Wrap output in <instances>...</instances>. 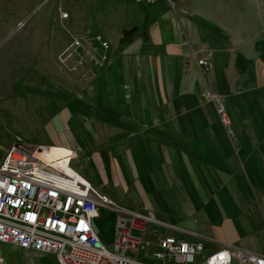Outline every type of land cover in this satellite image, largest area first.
Wrapping results in <instances>:
<instances>
[{"label":"crops","instance_id":"0c3cea01","mask_svg":"<svg viewBox=\"0 0 264 264\" xmlns=\"http://www.w3.org/2000/svg\"><path fill=\"white\" fill-rule=\"evenodd\" d=\"M175 3L172 11L164 0H90L82 29L111 45L96 75L58 68L63 80L55 81L31 49L14 45L0 85L12 84L22 100L41 98L22 108L44 142L29 141L34 129L18 130L24 140L71 149L72 169L99 194L159 223L148 226L147 238L173 233L201 242L202 255L228 249L264 257V0ZM28 5L17 20L31 18L34 2ZM206 92L223 101L229 130ZM94 228L110 245L115 214L100 209ZM17 250L20 264H58Z\"/></svg>","mask_w":264,"mask_h":264},{"label":"built area","instance_id":"2783aa9c","mask_svg":"<svg viewBox=\"0 0 264 264\" xmlns=\"http://www.w3.org/2000/svg\"><path fill=\"white\" fill-rule=\"evenodd\" d=\"M154 5L159 0H127ZM176 10L175 0H164ZM62 20L68 14L60 11ZM109 41L97 32H72L59 50L60 67L70 74L95 73L109 62ZM200 66L210 64L200 59ZM221 122L229 125L222 100L209 92ZM49 146L16 137L0 161V243L44 255L58 264H264V257L220 249L202 255L201 242L174 235L147 238L152 217L118 206L99 194L71 167L73 151L58 159ZM64 167H67L65 169ZM115 214V238L104 244L94 228L100 209ZM0 264H6L0 256Z\"/></svg>","mask_w":264,"mask_h":264},{"label":"rangeland","instance_id":"374dc122","mask_svg":"<svg viewBox=\"0 0 264 264\" xmlns=\"http://www.w3.org/2000/svg\"><path fill=\"white\" fill-rule=\"evenodd\" d=\"M31 1L34 2L31 18L28 17L17 20L22 16L20 12L24 11L23 9L29 6L28 3L30 0H0V59L2 64L0 65V70L3 69L4 73L7 72L8 68H5L3 65L7 66L9 64L8 59H11L14 45H17L18 48L26 45L29 50L31 49L27 54L32 56V58L42 66L41 70L55 81L56 79L57 81L63 80L59 76L58 68L74 77L96 75L102 68L95 73L70 74L60 67L57 60L58 52L69 40L70 33L85 31L97 32L93 29H82L83 23L89 22L88 5L90 0ZM76 2L80 5V12L78 9H74V3ZM14 11L19 13H14ZM60 11L68 14L66 20L61 19ZM9 13L13 14L9 15ZM18 55L19 54H17V56ZM21 56L23 57V52L20 53L18 59ZM37 70L39 71L40 68ZM6 79L9 78H5V75L0 71V83ZM38 80V78H34V83L32 85L39 86ZM12 87V84L0 85V161L1 158H3L1 150L7 151L16 137H21L24 140V131L19 132L18 130L33 131L34 129L35 132L26 133L30 138L29 141L31 143L44 142V138L42 137L43 131L40 126L36 127L38 125L36 119H33L30 110L24 112L27 110L23 109L26 107V104L32 107V103L39 102L41 98L29 95L26 99L22 100L14 95ZM229 125H224V127L229 130ZM16 133L20 135L15 136L13 139L9 138L11 134ZM8 138L9 141H7ZM102 221L104 223L107 219L103 218ZM172 234L173 233H169L168 235ZM21 253V251L7 244L0 243V256L6 264H20Z\"/></svg>","mask_w":264,"mask_h":264},{"label":"bare ground","instance_id":"6f19581e","mask_svg":"<svg viewBox=\"0 0 264 264\" xmlns=\"http://www.w3.org/2000/svg\"><path fill=\"white\" fill-rule=\"evenodd\" d=\"M50 148L48 149V155L52 159H58L61 158L65 153L64 147H57V146H49ZM67 169V167H64Z\"/></svg>","mask_w":264,"mask_h":264}]
</instances>
